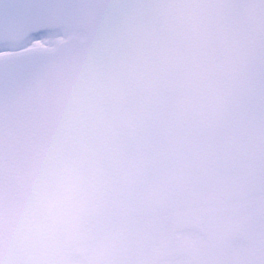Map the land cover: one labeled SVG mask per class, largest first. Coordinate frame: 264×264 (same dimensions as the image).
I'll return each mask as SVG.
<instances>
[{"label": "clouds", "instance_id": "obj_1", "mask_svg": "<svg viewBox=\"0 0 264 264\" xmlns=\"http://www.w3.org/2000/svg\"><path fill=\"white\" fill-rule=\"evenodd\" d=\"M0 264H264V0H0Z\"/></svg>", "mask_w": 264, "mask_h": 264}, {"label": "water", "instance_id": "obj_2", "mask_svg": "<svg viewBox=\"0 0 264 264\" xmlns=\"http://www.w3.org/2000/svg\"><path fill=\"white\" fill-rule=\"evenodd\" d=\"M51 32L46 27L36 24L34 26L33 31L31 32L30 39L33 41L34 39H38L42 36H50Z\"/></svg>", "mask_w": 264, "mask_h": 264}, {"label": "snow or ice", "instance_id": "obj_3", "mask_svg": "<svg viewBox=\"0 0 264 264\" xmlns=\"http://www.w3.org/2000/svg\"><path fill=\"white\" fill-rule=\"evenodd\" d=\"M15 15H18V16H23V15H24V13H23V11H19V12L15 13Z\"/></svg>", "mask_w": 264, "mask_h": 264}, {"label": "rangeland", "instance_id": "obj_4", "mask_svg": "<svg viewBox=\"0 0 264 264\" xmlns=\"http://www.w3.org/2000/svg\"><path fill=\"white\" fill-rule=\"evenodd\" d=\"M44 40V38H40V39H38V41H43ZM37 41V40H36Z\"/></svg>", "mask_w": 264, "mask_h": 264}]
</instances>
